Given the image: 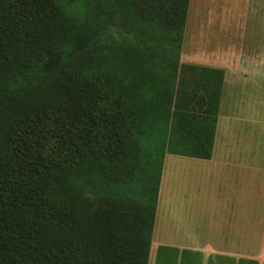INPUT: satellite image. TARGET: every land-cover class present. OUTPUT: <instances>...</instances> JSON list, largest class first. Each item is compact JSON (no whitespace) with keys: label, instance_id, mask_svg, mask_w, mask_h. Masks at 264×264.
Returning <instances> with one entry per match:
<instances>
[{"label":"trees","instance_id":"1","mask_svg":"<svg viewBox=\"0 0 264 264\" xmlns=\"http://www.w3.org/2000/svg\"><path fill=\"white\" fill-rule=\"evenodd\" d=\"M191 0H0V264H149L164 158H211L224 70Z\"/></svg>","mask_w":264,"mask_h":264},{"label":"crops","instance_id":"2","mask_svg":"<svg viewBox=\"0 0 264 264\" xmlns=\"http://www.w3.org/2000/svg\"><path fill=\"white\" fill-rule=\"evenodd\" d=\"M201 6L181 60L224 70L213 153L166 154L151 249L185 264H264V0H191L190 18Z\"/></svg>","mask_w":264,"mask_h":264},{"label":"rangeland","instance_id":"3","mask_svg":"<svg viewBox=\"0 0 264 264\" xmlns=\"http://www.w3.org/2000/svg\"><path fill=\"white\" fill-rule=\"evenodd\" d=\"M189 11H190V8H189ZM203 11L204 10H203L202 6L200 7V11L197 9V7H195L193 9V11H191V12L196 14V15H193L190 18V12H189L188 20L189 19H193L196 16L198 17V14H199V18L200 17L205 18V14L201 15V13ZM195 45H196V43H195ZM189 47H190V45L189 46L187 45L186 50H190ZM181 258L182 257L178 258V255L176 253H167L166 256H165V254H163V255L160 254V256H158V254H157V245L154 244L153 245V250L151 249V252H150L149 264H185V262H182Z\"/></svg>","mask_w":264,"mask_h":264}]
</instances>
